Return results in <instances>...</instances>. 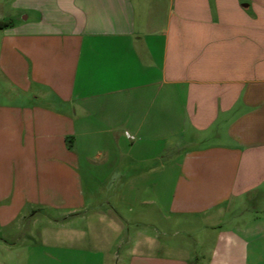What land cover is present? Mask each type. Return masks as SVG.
Returning a JSON list of instances; mask_svg holds the SVG:
<instances>
[{
	"label": "crops",
	"instance_id": "crops-1",
	"mask_svg": "<svg viewBox=\"0 0 264 264\" xmlns=\"http://www.w3.org/2000/svg\"><path fill=\"white\" fill-rule=\"evenodd\" d=\"M12 6L0 264H264V0Z\"/></svg>",
	"mask_w": 264,
	"mask_h": 264
},
{
	"label": "rangeland",
	"instance_id": "rangeland-1",
	"mask_svg": "<svg viewBox=\"0 0 264 264\" xmlns=\"http://www.w3.org/2000/svg\"><path fill=\"white\" fill-rule=\"evenodd\" d=\"M15 0H0V21H17L19 22L23 16V13L18 9H15L12 4ZM100 190H104L102 185L99 186Z\"/></svg>",
	"mask_w": 264,
	"mask_h": 264
},
{
	"label": "trees",
	"instance_id": "trees-1",
	"mask_svg": "<svg viewBox=\"0 0 264 264\" xmlns=\"http://www.w3.org/2000/svg\"><path fill=\"white\" fill-rule=\"evenodd\" d=\"M8 23L7 22H4V21H0V27H4V26H7Z\"/></svg>",
	"mask_w": 264,
	"mask_h": 264
}]
</instances>
